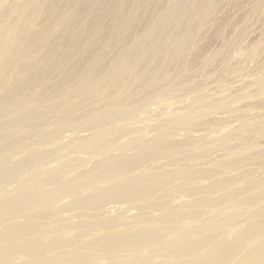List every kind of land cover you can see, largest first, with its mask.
I'll return each mask as SVG.
<instances>
[{
    "label": "bare ground",
    "instance_id": "1",
    "mask_svg": "<svg viewBox=\"0 0 264 264\" xmlns=\"http://www.w3.org/2000/svg\"><path fill=\"white\" fill-rule=\"evenodd\" d=\"M214 5L0 0V264H264V176L231 174L264 120L242 118V147L223 138L218 160L205 142L170 139L191 130L192 111L164 119L149 139L134 125L141 101L192 84V26ZM81 153L99 158L88 167ZM198 158L205 166L191 163ZM176 191L189 199L175 203ZM115 200L136 212L112 214Z\"/></svg>",
    "mask_w": 264,
    "mask_h": 264
},
{
    "label": "rangeland",
    "instance_id": "2",
    "mask_svg": "<svg viewBox=\"0 0 264 264\" xmlns=\"http://www.w3.org/2000/svg\"><path fill=\"white\" fill-rule=\"evenodd\" d=\"M194 24L192 29H194V33H197H195V36L198 48L195 52L185 53L190 58V68L188 72L186 70L184 73L185 76H192V84L182 88L179 87L166 97L158 96L141 101L139 103L141 108L138 111L141 113L134 125L139 128L145 127L147 129L145 135L149 139L156 135L155 127L164 119L174 114L181 116L187 110L192 111L189 120L191 130L187 132L185 128H181L172 134L170 139L173 138L171 140L174 142L184 140L205 142L208 150L207 158L218 160L226 154L225 146H222V143L219 144V141L223 138H228L227 146L235 149L233 152H238L242 147L244 142L234 137L241 126L242 118L248 121L249 124H254L258 119L264 120V90L259 92L260 86H264V0H215L209 21L203 26ZM259 40L263 42L261 43ZM213 52L217 53L218 58L210 61V64L205 66L203 58ZM251 62L256 63L255 69L252 67L254 64ZM250 64L251 66H249ZM258 66L260 70H258L257 75H254L257 73L256 69H259ZM248 75L249 77H247ZM252 75L254 76L251 77ZM194 84L196 87L191 89ZM202 95L208 97V101L204 104L201 101H195L197 97ZM210 104L214 105L211 109L203 106ZM87 132L83 131L82 133ZM67 134L72 135L70 132H67ZM247 139L248 141L251 139L249 141L252 144L251 150L248 148L245 150L246 152L239 156L241 164L231 174L248 170L251 172V177L261 178L264 176V153L262 151L261 153L257 151V153L256 150H264V134H248ZM179 153L174 155L175 158L178 159L181 156ZM72 155L70 153L69 156ZM79 157L85 160L90 159L87 164L88 167L91 166L93 160L99 158L95 155L90 158L86 153H81ZM230 157L233 156H228V158ZM247 157L252 158L249 161ZM160 162L168 161L162 158ZM203 162L201 158L191 161L192 164L199 167L205 166ZM55 164L54 161H51L49 165ZM73 173L70 172L69 175ZM25 178H27V175H25ZM211 180L212 178H210ZM179 183L180 180H176L172 184L176 186ZM208 183L209 179L200 182L204 185ZM241 184L243 185L244 182L242 181ZM215 196L213 195V197ZM187 199H189L188 196L178 191H176L173 198L175 203ZM64 201L68 202L69 198L66 197ZM107 205L110 206L112 214L121 211V214L124 215L126 211L127 214L136 212L133 206L125 202L115 200L110 201ZM67 214L72 215L74 212H67ZM227 235L228 233L225 234V236Z\"/></svg>",
    "mask_w": 264,
    "mask_h": 264
}]
</instances>
